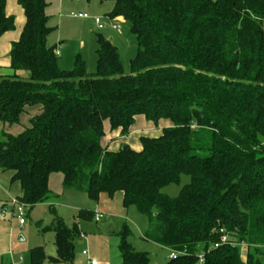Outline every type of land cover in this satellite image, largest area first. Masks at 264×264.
<instances>
[{"label": "trees", "instance_id": "obj_1", "mask_svg": "<svg viewBox=\"0 0 264 264\" xmlns=\"http://www.w3.org/2000/svg\"><path fill=\"white\" fill-rule=\"evenodd\" d=\"M111 1L108 17H122L136 38L128 73L102 34L94 72L79 55L72 69L60 68L47 42L48 1L17 0L25 23L11 44L12 73L0 75V123L20 124L39 107L21 132L0 131V168L20 183L18 199L27 208L45 202L49 176L61 173L64 189L92 201L122 192L123 206L148 218L143 238L180 253L167 264H195L200 252L202 264H264V0ZM5 6L0 0V36L14 27ZM137 115L170 124L141 136L138 151L102 146L105 121L127 134ZM182 174L190 180L176 196L161 191ZM45 229L54 232L50 261L70 264L76 222L56 217ZM129 235L123 224L121 264H148ZM29 258L42 264L46 256L37 246Z\"/></svg>", "mask_w": 264, "mask_h": 264}, {"label": "crops", "instance_id": "obj_2", "mask_svg": "<svg viewBox=\"0 0 264 264\" xmlns=\"http://www.w3.org/2000/svg\"><path fill=\"white\" fill-rule=\"evenodd\" d=\"M64 3L66 4L64 0H60L59 2L61 6H63ZM5 11L7 15H12L14 17V27L11 30L5 31L0 36V75H8L11 73L9 66L11 44L19 38L25 23L24 10L18 4L17 0H6ZM78 19L84 20L88 18ZM117 19L119 22L124 21L122 17H117ZM109 20L110 17L106 21V26L100 30L113 31V29L108 25L110 22ZM107 33L108 35L110 34V32ZM107 39L113 43L111 36ZM53 46L57 53L59 50L56 49L55 45ZM57 55L59 54L57 53ZM38 112L39 107H29L28 111L24 114V120L22 117L20 124L8 126L0 123V131L5 130L6 132L17 134L21 132L23 128L28 126L27 124H29V119ZM169 124L170 122L164 119L155 124L152 121L147 120L143 115H137L134 123L130 126L128 133L122 134L120 128L110 129L109 123L105 121L104 136L101 139V143L102 146L109 150H117L124 144V146L127 145L131 149L138 151L141 149V136L156 137L160 135L162 129ZM12 176V171L0 168V209L3 206L6 207L5 216H0V264H31L29 250L37 246L42 247L46 256V259L42 264H68L67 262H54L49 259L50 257L56 256L53 231L47 230L45 227L43 228V232L49 231L53 234V244L52 246H49L48 249L46 245L42 244V242L39 243L37 240L30 239L27 241V235L25 234V230H23L26 220L23 224H19L18 220L11 214L13 206L10 203V199L14 197L18 198L21 195L20 183L13 180ZM62 180L63 176L61 173H52L48 179V187L51 192L50 197L45 202L38 203L28 209L33 210L37 206L47 205L49 213L52 214V219L46 226L51 224L56 217H59L64 221V213L66 210L72 213V224L78 222L77 226L80 230V235L75 242L74 258L70 264H87L86 256L82 253L84 249H87L89 255L97 260V264H121L118 249V232L122 228L123 224H126V220L130 218V213L135 216L136 213L139 212L137 210V212L131 210V206H123L122 192H116L112 196H109L107 193H100L98 200L92 201L83 191L64 189L62 186ZM63 197H65V199L67 197L71 199L64 200ZM57 199H59L64 209H60L64 217L60 215L58 211L56 212L53 205V201ZM81 209L92 210L93 216L91 218H77V214ZM95 213L101 214V217L98 220L94 219ZM64 222L66 223V221ZM88 222L90 224L92 223V226ZM67 225L70 226V224ZM147 227L148 220L146 229ZM20 229L22 231H20ZM151 244L169 250L167 247L158 245L154 242H151ZM77 245H79V250L77 249ZM246 251V245H242L241 257L243 260L245 259ZM21 252H23V254H21ZM25 255H27V259L24 258Z\"/></svg>", "mask_w": 264, "mask_h": 264}, {"label": "rangeland", "instance_id": "obj_3", "mask_svg": "<svg viewBox=\"0 0 264 264\" xmlns=\"http://www.w3.org/2000/svg\"><path fill=\"white\" fill-rule=\"evenodd\" d=\"M47 1L48 7L46 8V13L49 17L48 25L52 28L48 35L47 42L51 46L55 45L56 49L59 50L57 53L59 54L58 64L60 68L66 70L72 69L75 65L76 57L79 55L85 63L87 72H94L96 67V36L102 34L106 38L112 37L113 44L118 49L123 69L125 73L129 72V60L135 55L137 50L136 38L130 31L129 23L127 21H118L119 30L113 29V31H108L97 29L92 19L94 16H100L106 23L109 19L107 13L111 10L113 1L64 0L66 4L64 3L63 6L59 4L60 0ZM74 12H83L89 17L88 19L80 20L71 16V13ZM107 32H110V34L108 35ZM17 74L24 79L29 77L28 71L20 70ZM24 118L25 115H23V120ZM123 146L124 144L121 147ZM189 180L190 178L188 175L182 174L179 183L166 185L161 191L166 195L176 196L181 187L188 183ZM63 198L64 200L71 199L69 197L66 199L65 197ZM53 205L56 212L58 211L63 217L65 215L64 221L72 225V213L66 210L63 215L61 210L64 209L59 199L53 201ZM130 208L134 212H137L134 206ZM135 216L130 213V218L126 220V224L130 229L128 240L130 243H133L131 245L138 251L147 252L149 256L148 264H167L169 260V257H167L169 250L151 244V242L147 241L142 236L146 229L148 218L140 213H136ZM51 219L52 214L49 213L47 205L37 206L33 210L27 208L25 216L26 223L23 226V230H25V234L27 235V241L30 239L37 240L39 243L42 242V244L46 245L47 249L49 246H52L53 234L49 231L43 232V228L46 227ZM80 222L83 223L82 221ZM76 224L78 225V222H76ZM90 225L92 226V223ZM21 229L20 231H22ZM77 249L79 250V245H77ZM21 254H23V252H21ZM24 258L27 259V255H25ZM262 260L264 262V255L262 256ZM195 264H199V262L197 261Z\"/></svg>", "mask_w": 264, "mask_h": 264}, {"label": "built area", "instance_id": "obj_4", "mask_svg": "<svg viewBox=\"0 0 264 264\" xmlns=\"http://www.w3.org/2000/svg\"><path fill=\"white\" fill-rule=\"evenodd\" d=\"M71 16L74 18H88L89 16L86 13L83 12H77V13H71ZM93 22L96 26L97 29H102L106 26V23L102 20V18L100 16H94L92 17ZM110 22L108 23V25L115 30H119V25H118V19L116 18H110L109 20ZM10 203L13 206L12 209V216L14 218H16L19 222V224H23L25 221V216H26V209H27V205L20 201L18 198H12L10 199ZM6 214V207L3 206L0 209V216H5ZM101 217V214L99 213H95L94 214V219L98 220ZM220 232H222V229L220 230ZM227 236L226 235H222L221 238L219 239V241L217 243L214 244V247H217L220 243L225 242L226 241ZM82 253L86 256V260H87V264H97V260L95 258H92L89 255V252L87 249H84L82 251ZM180 254L178 251L176 250H169V258H176V256ZM198 262L199 264H202L204 261V254L203 252H200L197 256Z\"/></svg>", "mask_w": 264, "mask_h": 264}, {"label": "water", "instance_id": "obj_5", "mask_svg": "<svg viewBox=\"0 0 264 264\" xmlns=\"http://www.w3.org/2000/svg\"><path fill=\"white\" fill-rule=\"evenodd\" d=\"M124 147V146H123Z\"/></svg>", "mask_w": 264, "mask_h": 264}]
</instances>
